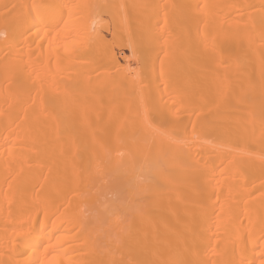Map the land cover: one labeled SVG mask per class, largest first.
<instances>
[{
  "label": "bare ground",
  "instance_id": "obj_1",
  "mask_svg": "<svg viewBox=\"0 0 264 264\" xmlns=\"http://www.w3.org/2000/svg\"><path fill=\"white\" fill-rule=\"evenodd\" d=\"M104 1L0 0V264H264V0Z\"/></svg>",
  "mask_w": 264,
  "mask_h": 264
},
{
  "label": "rangeland",
  "instance_id": "obj_2",
  "mask_svg": "<svg viewBox=\"0 0 264 264\" xmlns=\"http://www.w3.org/2000/svg\"><path fill=\"white\" fill-rule=\"evenodd\" d=\"M167 0H157V4L158 6L160 4H163L164 2H166ZM105 1L104 0H101L100 2V8L96 11V16H95V20H100V21H107V22H110L111 18H109L108 16L109 15H114L115 14V11L113 10H110L109 8H103V5H104ZM144 3V2H143ZM141 4V8L143 7V5H146V2L144 4ZM156 4V5H157ZM23 7V3H20V2H15L14 3V6H13V14H16L17 12H21V9ZM50 7H52V4H50ZM144 8V7H143ZM195 8H199L198 5L195 6ZM43 13L45 12V10H41ZM12 12V11H11ZM140 12L139 11H130L128 13L125 14V17H124V21L125 22H128V21H133V20H137V19H140ZM169 16H172V13L170 11L169 8H158L157 9V13H156V16H155V19L156 21H158L159 18L161 17H169ZM64 17V16H63ZM43 30H46L47 27L44 26L42 28ZM30 32V30L26 31L24 33V36H27ZM43 34H45L43 31L41 32L40 36L36 37L34 40L35 41H38L39 39L42 38ZM45 39H47V41H44L42 42V45L39 43V46L36 48L35 45H31V49H32V52L30 54V59H33L35 58L37 55V53H45V55L49 54L50 51L53 49V48H59L60 45L62 44L63 42V39L60 38L59 36L56 37V39L54 40H51L52 37H51V34L47 33L45 34ZM102 42L106 43L108 42L109 45H111L113 47V50L118 58V63L120 65H126L128 66L130 69L132 70H137L138 66L140 67V63L138 64L137 60H135L134 58L131 57V53L127 50V49H124V48H121V49H118L116 48V43L114 41V38L112 37V33L110 32H102ZM124 38H125V41H127V35H124ZM142 39V35H140L139 37V40ZM45 55H43L42 57H44ZM52 60H50V63H51ZM95 62V61H94ZM93 62V63H94ZM172 62V59L170 60H164L163 61V64L161 65L162 67H168L169 63ZM109 67V66H108ZM57 71H59L62 74L63 70L61 69H58ZM85 71V70H82L81 68H67L64 70V72L66 74H68L69 72L72 73L73 75V78L75 79H78L82 72ZM97 70H94L93 72H88V74L86 75L87 76H95L97 74ZM65 74V75H66ZM87 82V80H85L83 82V85H85V83ZM177 86V83H172L170 86H169V89H174L176 88ZM189 99V98H188ZM216 136L215 133L211 134V138L214 139ZM231 166H229L230 168ZM223 169L222 166H217L215 169L216 171L219 170V169H223L221 172H229L230 169ZM264 167L262 168H258L256 169L257 173H259L260 175H262L259 179L262 180L264 179ZM254 171V173L256 172ZM219 194H225V191L224 190H221ZM130 204L129 201H125V205H128ZM134 222V221H133ZM131 223V219L130 217L125 213L124 215H122V217L120 219H117V228L119 225L121 226H125L127 224H130ZM140 222H134V226H137L139 225Z\"/></svg>",
  "mask_w": 264,
  "mask_h": 264
},
{
  "label": "snow or ice",
  "instance_id": "obj_3",
  "mask_svg": "<svg viewBox=\"0 0 264 264\" xmlns=\"http://www.w3.org/2000/svg\"><path fill=\"white\" fill-rule=\"evenodd\" d=\"M149 127L151 128V124H149ZM153 132L161 137V138H168V139H171V136L169 134V132L167 131V125L166 123L163 122V120H161V122H159V126L156 127V128H153L152 129ZM262 160H264V156L261 157Z\"/></svg>",
  "mask_w": 264,
  "mask_h": 264
}]
</instances>
